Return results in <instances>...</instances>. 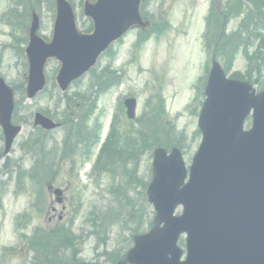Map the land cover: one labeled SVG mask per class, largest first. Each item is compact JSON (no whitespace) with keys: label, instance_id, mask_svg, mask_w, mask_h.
I'll list each match as a JSON object with an SVG mask.
<instances>
[{"label":"rangeland","instance_id":"rangeland-1","mask_svg":"<svg viewBox=\"0 0 264 264\" xmlns=\"http://www.w3.org/2000/svg\"><path fill=\"white\" fill-rule=\"evenodd\" d=\"M22 1L0 0V76L16 91L13 120L22 127L6 157L2 155L0 128V264H28L32 248L36 247L30 242L35 229L42 227V233L47 235L60 222L65 224L64 230H68L73 243L70 249L64 250L61 241L50 240V247L53 245L59 251L58 264H116L131 247L133 238L149 227L148 219L153 218L152 207L143 195L151 177V152L143 150L141 141L132 145L120 141L126 149L123 158L119 157L120 151L115 152V160L119 159L120 163L113 162L112 166L108 164L99 169L100 160L95 163L97 176L92 175L91 165L96 162L97 149L111 123L118 118L117 110L119 127L134 126L126 119L125 109L117 108L118 99L123 101L129 96L136 99L135 113L141 120L133 127L132 134L136 136L135 131L139 133L144 127H156L169 138L155 139L157 147L166 150L177 147L188 166L200 143V135L193 137V132L197 129V116L204 98L196 94L195 86L210 59L208 51L220 49L224 62L234 43L242 42L233 54L229 74L242 73L245 78L238 77L242 81L251 77L249 83L258 92L264 87V52L258 53L256 48L264 49L247 35L250 30L247 26L253 25L243 14L229 17L220 36L217 30L221 19L216 14L209 37L203 41L211 0H147L143 10L151 21V29L136 49L135 59H131L135 31L126 33L112 47L114 68L124 75L121 83L117 85L114 76L118 74L107 66L91 80L85 75L63 95L53 83L58 64L51 60L45 67L47 89L29 100L22 88L27 70L22 50L26 44L29 12L34 9L39 14V32L50 39L55 11L51 0H25L24 6L18 5ZM69 1L74 8L76 25L84 31L89 21L81 12L83 0ZM220 1V8L224 9L234 3ZM242 24H246L245 28ZM231 35H238L239 40L225 41ZM256 52L261 59L253 61L248 71L247 65ZM107 60V57L101 58V65ZM157 95L155 106L156 101L152 103V100ZM197 104L192 112L186 110ZM36 111L46 112L61 122V127L47 134L33 130L30 124ZM153 119L161 121L160 125ZM249 125L250 118H247L244 127ZM93 126L101 139L95 138L96 144L91 148L85 140L75 137L70 142L75 149L69 146L68 150L73 161L61 163L58 155L66 144V127L72 131L76 127L77 135H82ZM115 136L114 142L119 141L121 136ZM45 143L50 148L47 152L52 158L50 165L45 158L40 159L44 156L40 150ZM135 157L136 163L124 162ZM36 171H43V178ZM49 185L63 190L60 205L54 202L53 194L47 189ZM110 190L114 192L109 193ZM51 206L55 214L49 213ZM70 220L71 228L67 229ZM22 231L26 237L18 241ZM5 248L14 249L4 251Z\"/></svg>","mask_w":264,"mask_h":264},{"label":"water","instance_id":"water-1","mask_svg":"<svg viewBox=\"0 0 264 264\" xmlns=\"http://www.w3.org/2000/svg\"><path fill=\"white\" fill-rule=\"evenodd\" d=\"M141 1H85L84 13L94 22L93 33L87 35L76 29L68 1L54 0L56 16L49 43L37 35L39 20L33 12L28 29L29 43L25 49L27 97H34L44 87L43 67L47 58L53 57L60 62L56 81L64 91L72 80L95 63L112 40L129 28L144 30L148 21L141 19ZM249 91L248 84L226 80L220 67L216 64L212 67L205 88L207 98L199 118L203 140L194 159V163L198 159L195 169L198 177L183 192L179 186L185 178V171L179 152L174 149L166 156L162 149L154 151V178L148 187V196L154 204L157 219L164 222V226L148 235L147 241L154 248L146 249L151 258H145L142 264H164L158 252L163 249L178 258L180 251L175 247V241L179 232L192 227L193 222L189 220L194 208L192 198L198 203L200 199L204 202L203 213L197 221L200 240H196L192 247L201 259L206 260L205 264H264V134H257L264 130V91L256 96ZM13 103L12 89L0 78V126L5 153L20 131L19 126L11 124ZM125 106L128 118H133L135 100L127 99ZM251 108L253 126L250 131L243 132L242 123ZM34 125L45 129L56 126L51 119L38 113ZM209 137L218 139L219 146L207 145L211 140ZM220 162L224 163L222 167L218 164ZM54 193L59 195L61 191L55 189ZM179 203L186 210L183 218L172 216ZM241 222L242 232L237 244L234 239L238 237ZM210 232L228 241L233 250H242L238 254L233 251L228 259L221 260L218 249L211 243ZM250 235L252 238L247 240ZM129 260L134 261L132 254Z\"/></svg>","mask_w":264,"mask_h":264},{"label":"trees","instance_id":"trees-1","mask_svg":"<svg viewBox=\"0 0 264 264\" xmlns=\"http://www.w3.org/2000/svg\"><path fill=\"white\" fill-rule=\"evenodd\" d=\"M247 1L251 2L253 4V6L255 7V9L258 7L257 0H247ZM240 4H241V1H238L237 4H235V6L238 7ZM232 9H235V7L230 8V10H232ZM257 14L255 15V17H256L255 19H254V17L251 16L252 19H254V23L257 24L256 28L254 26V28H255L254 39H257L259 41V46L264 49V37L263 38L261 37V32H260V29L262 27L263 22L260 21V13L258 12ZM214 15L216 17V14H214ZM212 21L214 22L215 20L212 19ZM210 26H211V24H210ZM221 27L217 30V33H219V36H220V32L222 31ZM242 28H245V27L242 26ZM229 40L238 41L239 37L237 35V37L234 36V37H229V38L225 39V41H229ZM240 44H241V42H238L237 44L234 43L233 47H231L230 51H228V53H227V61L228 62L230 60H232L233 54L235 53V50H237L239 48L238 45H240ZM219 50H217L218 53L221 52ZM255 58H257V57H255ZM230 63H228V64H230ZM153 120L158 125H160L159 123L161 121H158L155 119H153ZM157 124H155V125H157ZM170 128H172V127H170ZM165 136L166 135L164 133H160V130H158L156 127H154V128H152V126L147 127V128L144 127L143 135H142L143 147H146L148 143L152 142L155 139H157V140H160V139L168 140L169 138L167 136L166 137ZM48 165H50V162ZM69 237L70 236H69V233L67 231H65L63 229L58 230L57 228L53 229L51 231V233H49L48 235H45V234L41 233L40 231L34 232V235L30 241V242H32V247L34 245H36V247L32 248V249H34V253H35V255L33 257L32 264H58L59 263V260H58L59 259V251L57 249H55L53 245H52V247H50V245H49L50 240L51 239H57L56 242L61 241L63 249L66 250L67 248H70L72 246L71 241H68ZM66 241H68V243L65 244ZM73 252H75V251L73 250Z\"/></svg>","mask_w":264,"mask_h":264}]
</instances>
